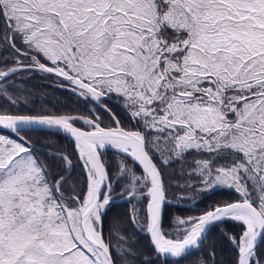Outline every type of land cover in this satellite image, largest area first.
Here are the masks:
<instances>
[{"label": "snow or ice", "instance_id": "snow-or-ice-1", "mask_svg": "<svg viewBox=\"0 0 264 264\" xmlns=\"http://www.w3.org/2000/svg\"><path fill=\"white\" fill-rule=\"evenodd\" d=\"M0 264H264V0H0Z\"/></svg>", "mask_w": 264, "mask_h": 264}, {"label": "trees", "instance_id": "trees-1", "mask_svg": "<svg viewBox=\"0 0 264 264\" xmlns=\"http://www.w3.org/2000/svg\"><path fill=\"white\" fill-rule=\"evenodd\" d=\"M32 84H35L38 87H42V90L45 93L44 95H38L34 101V104L31 105L32 107H35L36 110H40L41 107L45 109L50 108L53 104H56L58 100L60 103L67 105V107L70 108L71 110L73 111L77 110L75 103H69V101L65 99V95L67 94H62L60 91H53L52 87L44 86V82L40 81L39 79L33 80ZM34 135L37 139L41 140V142L43 141V136L41 134H34ZM52 139L59 140L61 143H64L63 138L60 136L53 137ZM221 198H222V195L214 196L210 200L205 201L204 204L217 201ZM117 204L121 205L122 201L118 200ZM203 206L204 205H201V207ZM123 211H124L123 207H114L112 209V212L109 213L108 218L106 219V222H105V231H107L108 225L111 222L113 216H115L117 213H122ZM172 211H176V210L170 209V212ZM181 214L182 215H192V214H198V213H196L195 211H191V212H182Z\"/></svg>", "mask_w": 264, "mask_h": 264}]
</instances>
